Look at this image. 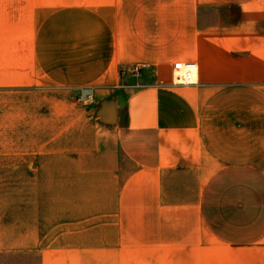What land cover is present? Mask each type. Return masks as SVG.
Listing matches in <instances>:
<instances>
[{"label":"crops","instance_id":"0c3cea01","mask_svg":"<svg viewBox=\"0 0 264 264\" xmlns=\"http://www.w3.org/2000/svg\"><path fill=\"white\" fill-rule=\"evenodd\" d=\"M97 3L103 65L145 68L121 89L116 76L85 95L103 117L96 146L67 154L48 189L37 176L33 196L19 189L9 240L0 214V253L39 248L40 264H264V0ZM175 61L196 64L192 83L174 82ZM40 221L78 222L71 243L42 247Z\"/></svg>","mask_w":264,"mask_h":264},{"label":"rangeland","instance_id":"374dc122","mask_svg":"<svg viewBox=\"0 0 264 264\" xmlns=\"http://www.w3.org/2000/svg\"><path fill=\"white\" fill-rule=\"evenodd\" d=\"M98 5L97 0H0V214L6 210L11 221L2 227L11 230L3 234L8 240L18 229L19 189L25 186L32 191L26 196H33L35 176L48 189L51 172L64 175L67 154H87L96 146L103 117L96 97L85 102V95L116 76L117 89L127 83L129 71L103 65ZM40 222L41 246L49 247L71 243L78 221ZM88 223L93 245L98 221ZM0 264H40L39 248L3 251Z\"/></svg>","mask_w":264,"mask_h":264},{"label":"built area","instance_id":"2783aa9c","mask_svg":"<svg viewBox=\"0 0 264 264\" xmlns=\"http://www.w3.org/2000/svg\"><path fill=\"white\" fill-rule=\"evenodd\" d=\"M144 68V64H136L127 68L122 67V71H129L132 74L138 75ZM194 71H196V64L193 61H175L172 64L173 79L176 83H192L194 81Z\"/></svg>","mask_w":264,"mask_h":264},{"label":"bare ground","instance_id":"6f19581e","mask_svg":"<svg viewBox=\"0 0 264 264\" xmlns=\"http://www.w3.org/2000/svg\"><path fill=\"white\" fill-rule=\"evenodd\" d=\"M194 73H195V71H194ZM193 76H195V75L193 74ZM193 79H195V78L193 77Z\"/></svg>","mask_w":264,"mask_h":264}]
</instances>
